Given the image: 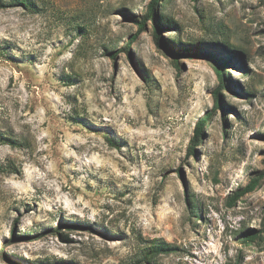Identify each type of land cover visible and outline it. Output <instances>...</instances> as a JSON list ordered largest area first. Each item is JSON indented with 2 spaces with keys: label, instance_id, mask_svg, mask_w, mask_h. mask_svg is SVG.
I'll return each instance as SVG.
<instances>
[{
  "label": "rangeland",
  "instance_id": "rangeland-1",
  "mask_svg": "<svg viewBox=\"0 0 264 264\" xmlns=\"http://www.w3.org/2000/svg\"><path fill=\"white\" fill-rule=\"evenodd\" d=\"M34 1L0 6V264H264V0H160L161 44L153 0Z\"/></svg>",
  "mask_w": 264,
  "mask_h": 264
},
{
  "label": "trees",
  "instance_id": "trees-1",
  "mask_svg": "<svg viewBox=\"0 0 264 264\" xmlns=\"http://www.w3.org/2000/svg\"><path fill=\"white\" fill-rule=\"evenodd\" d=\"M16 3L21 4L23 6H25L26 8L29 9H33L36 7L35 1L34 0H11V5H15ZM4 5V3L2 2V0H0V6ZM160 6V0H153L149 6V11L147 16H144V18L140 21L141 24V28L143 26L146 25V20L147 17H151V19H153L154 24L156 25L157 28V33H156V40L158 42V44H161V37L159 35V27H157V23H156V16L158 13V7ZM162 15V12L160 13ZM133 40H130L124 47L123 49H130V45L132 43ZM225 85V81L223 78V75L221 76V84L220 86H218L215 89V95H216V106L219 105V98H220V93H221V88H223ZM211 114L208 113L207 115H205L204 117H202L200 119V121L198 122L197 128H196V134L193 138V142H194V147H192V150L195 149V144H198L201 141V137L204 135V127L205 125L208 123L209 119H210ZM8 139V138H7ZM191 150V151H192ZM261 178L260 177H256L253 178L250 183L243 189V192L251 190V189H255L257 187V185L260 183ZM239 196V194L237 196L234 197V200L237 199ZM190 204H194L196 205L193 200H189ZM258 231L253 230L251 232L248 233L249 238L251 239H255L256 237H258ZM178 249V247L176 245H173L169 242H166L165 240H155L153 242L152 245H150L149 247H147V249L145 250V257L146 259L151 258L152 255H156V254H160V253H170V252H174Z\"/></svg>",
  "mask_w": 264,
  "mask_h": 264
}]
</instances>
